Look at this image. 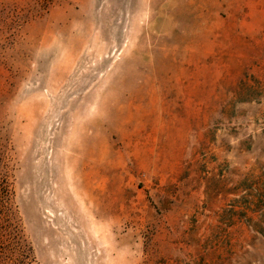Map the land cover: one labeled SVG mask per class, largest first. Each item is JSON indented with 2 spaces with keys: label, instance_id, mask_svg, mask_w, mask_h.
I'll use <instances>...</instances> for the list:
<instances>
[{
  "label": "rangeland",
  "instance_id": "1",
  "mask_svg": "<svg viewBox=\"0 0 264 264\" xmlns=\"http://www.w3.org/2000/svg\"><path fill=\"white\" fill-rule=\"evenodd\" d=\"M247 78L264 0H0V264H264L221 222L264 164Z\"/></svg>",
  "mask_w": 264,
  "mask_h": 264
},
{
  "label": "trees",
  "instance_id": "2",
  "mask_svg": "<svg viewBox=\"0 0 264 264\" xmlns=\"http://www.w3.org/2000/svg\"><path fill=\"white\" fill-rule=\"evenodd\" d=\"M240 87V101L261 102L264 98L263 79H243ZM230 193L233 197L221 213V222L228 226L244 224L264 234V164L259 165L258 170L246 172L230 189ZM4 255L8 264H33L24 252H19L17 256L7 253Z\"/></svg>",
  "mask_w": 264,
  "mask_h": 264
}]
</instances>
